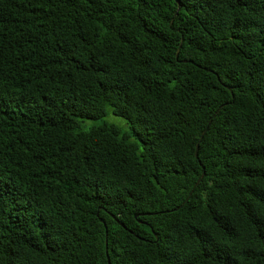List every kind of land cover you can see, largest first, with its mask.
I'll list each match as a JSON object with an SVG mask.
<instances>
[{
	"label": "trees",
	"instance_id": "16d2710c",
	"mask_svg": "<svg viewBox=\"0 0 264 264\" xmlns=\"http://www.w3.org/2000/svg\"><path fill=\"white\" fill-rule=\"evenodd\" d=\"M108 261L264 264V0H0V264Z\"/></svg>",
	"mask_w": 264,
	"mask_h": 264
},
{
	"label": "rangeland",
	"instance_id": "374dc122",
	"mask_svg": "<svg viewBox=\"0 0 264 264\" xmlns=\"http://www.w3.org/2000/svg\"><path fill=\"white\" fill-rule=\"evenodd\" d=\"M103 123L113 124L118 127L121 132H127V134L131 132V127L127 121L121 116L114 114L110 107L106 109V113L102 117L81 120L79 129L87 130L90 127L98 126Z\"/></svg>",
	"mask_w": 264,
	"mask_h": 264
},
{
	"label": "water",
	"instance_id": "95a60500",
	"mask_svg": "<svg viewBox=\"0 0 264 264\" xmlns=\"http://www.w3.org/2000/svg\"><path fill=\"white\" fill-rule=\"evenodd\" d=\"M210 121H211V120H210ZM210 121L208 122V125H209ZM208 125L203 129V131L201 132L200 137H199V139H198V141H197V143H196V148H195V152H194L195 156L197 155L198 143H199V141L201 140V138L203 137V135H204V133H205V131H206ZM203 174H204V172H202V175H203ZM108 264H110L109 261H108Z\"/></svg>",
	"mask_w": 264,
	"mask_h": 264
}]
</instances>
